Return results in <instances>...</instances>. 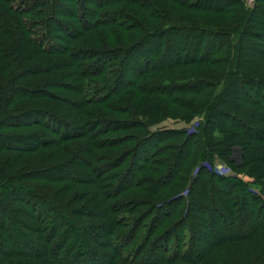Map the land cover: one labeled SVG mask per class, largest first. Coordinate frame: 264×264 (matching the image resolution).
<instances>
[{
    "label": "trees",
    "instance_id": "obj_1",
    "mask_svg": "<svg viewBox=\"0 0 264 264\" xmlns=\"http://www.w3.org/2000/svg\"><path fill=\"white\" fill-rule=\"evenodd\" d=\"M167 2L231 23L161 0H0V264H264V0ZM148 100L158 122L201 118L150 133Z\"/></svg>",
    "mask_w": 264,
    "mask_h": 264
},
{
    "label": "rangeland",
    "instance_id": "obj_2",
    "mask_svg": "<svg viewBox=\"0 0 264 264\" xmlns=\"http://www.w3.org/2000/svg\"><path fill=\"white\" fill-rule=\"evenodd\" d=\"M161 1L162 2H166V9H169L170 13L173 16L183 17V18H186L188 20L204 21V22L212 23V24H215V25H222V26H228L231 23L230 17H227V16H220L218 14L215 15V14H210V13H202V12L191 11V10H187L185 8L172 6L171 3L167 2V0H161ZM243 3H244L245 7H252L253 4H254V0H243ZM193 71H194V74H195V73H198V72H203V71H208V70H207V68L203 67V68H200V69H195ZM89 90L90 89H87V93H88L89 96H91L92 94L89 93ZM201 101H202L201 99H198L196 101V106H199L201 104ZM165 103L167 105H169V102L165 101ZM136 105H137L138 108H144V105L142 103L137 102ZM146 105H147L146 108L148 109V113L151 114L154 117L155 121H156L150 127H148V131L150 133L154 132V131H158V129L177 128V127L186 128L188 131H191V130H194V126L196 124V121L199 118H201L200 116H196L195 118H193V120H196V121L191 123V124L188 123V122L186 124L182 120L174 119V118H170V117H166L163 120L161 119L162 121L159 120V122H158V109L154 105H152V103L149 102V100L147 101ZM171 108H173L171 110V112L180 113V111L175 109L174 107H171ZM105 115H109L108 117H126V115L111 114V112H108V111L105 113ZM123 133L124 132H118L115 135L118 136V137H121ZM46 153H48V150L47 151H41V152H38V153L37 152H33V153L28 155V158H30L32 160L37 155H40L41 157H44L46 155ZM202 163H205V162H202ZM190 168L192 169L191 166L188 167L189 170H190ZM197 170H198V166H194L192 171H191L192 174H193L192 176H194L196 174ZM217 171L221 172V173L224 172V171H220L219 169H217ZM230 171H231V169H230ZM231 172H233V171H231ZM235 173L236 172H234L233 175H236ZM240 174H242L244 176H239V177L243 178L245 181L251 182L249 176H247L246 174H243V173H240ZM145 175L148 176V177H157V174L154 173V172H151V171L146 172ZM184 183L185 182H183L182 185H184ZM190 183H191V180L187 183L186 187L181 192V195H183V197L187 196L188 190H189L188 189L189 188L188 184H190ZM27 184H30V185H32V187H36L38 189H41V187H43V186H46L47 188H49V186H50L51 189H55V190L60 189V188L65 186L64 182H58V183H55L53 185L52 184L51 185H46V183H44L43 181H40V180L28 181ZM73 189L76 190V191H83L84 189H86V187L83 186V185L78 186V185L75 184ZM172 189H174V190L172 192L168 193ZM153 190L154 191L157 190V187H154ZM130 191L131 192H129L128 195H135L136 197L149 198L150 200L151 199L161 200V199H166V198H169V197H172V196L176 195L177 193H179L180 190L177 189V188L169 187V188H167L165 190H162L160 192L157 191L154 195H150L148 192H146L144 190L135 191L133 189V190H130ZM73 192H75V191H73ZM142 209H145V207H142L141 210ZM120 215L128 216V215H131V213L130 212L129 213L121 212ZM149 220L150 219H147V222H149ZM50 223H52V222L51 221L48 222V224H50ZM49 227L50 226H47L46 229L49 230ZM47 230H46V232H47ZM125 230H126V227H122L120 229V231H125ZM185 236H186V238L188 237L187 231L184 232V237ZM129 250H131V249H129ZM230 250H233V249H229L228 251H230ZM125 254H126V252H125ZM17 260H18L17 258H13L12 259L13 262H16Z\"/></svg>",
    "mask_w": 264,
    "mask_h": 264
},
{
    "label": "crops",
    "instance_id": "obj_3",
    "mask_svg": "<svg viewBox=\"0 0 264 264\" xmlns=\"http://www.w3.org/2000/svg\"><path fill=\"white\" fill-rule=\"evenodd\" d=\"M196 120H193V121H191L190 122V124L191 123H193V122H195ZM177 128H179V127H177ZM241 149H240V147L239 146H234L233 147V150H232V154H231V159L236 163V164H238V163H240V161H241ZM214 166L215 167H224L225 166V168L227 167L226 165H225V163H223L222 161H220L219 159H215V162H214ZM230 173V172H229ZM230 174H233L232 172L230 173ZM251 180V179H250Z\"/></svg>",
    "mask_w": 264,
    "mask_h": 264
},
{
    "label": "built area",
    "instance_id": "obj_4",
    "mask_svg": "<svg viewBox=\"0 0 264 264\" xmlns=\"http://www.w3.org/2000/svg\"><path fill=\"white\" fill-rule=\"evenodd\" d=\"M215 168V171L216 172H218L217 171V169H219L220 171H224V172H222V173H224V174H228V175H230V173H231V171H230V169H229V167H226L225 168V166L224 167H214ZM217 168V169H216ZM230 172V173H229ZM218 173H221V172H218Z\"/></svg>",
    "mask_w": 264,
    "mask_h": 264
}]
</instances>
